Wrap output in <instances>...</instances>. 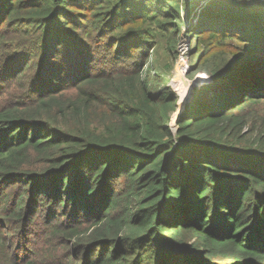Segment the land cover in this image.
<instances>
[{
	"label": "trees",
	"instance_id": "trees-1",
	"mask_svg": "<svg viewBox=\"0 0 264 264\" xmlns=\"http://www.w3.org/2000/svg\"><path fill=\"white\" fill-rule=\"evenodd\" d=\"M199 1L0 0V264H264V3Z\"/></svg>",
	"mask_w": 264,
	"mask_h": 264
},
{
	"label": "rangeland",
	"instance_id": "rangeland-1",
	"mask_svg": "<svg viewBox=\"0 0 264 264\" xmlns=\"http://www.w3.org/2000/svg\"><path fill=\"white\" fill-rule=\"evenodd\" d=\"M256 2L262 3L261 1H255V2L251 3V5H254V3H256ZM190 42H191L190 40L183 39L179 43L178 51H177L178 54H179V58H178L175 70L173 72V78H172V88L176 92V95H177V97L179 99L178 103H180L181 106L185 105V104L187 105L188 101L190 100V98H189L190 94H192L195 89H199L202 86H204L206 84V82L208 81L206 79L207 81L205 80V84H201L200 85L201 81L199 80V75H201V74L195 75V77L193 79L190 78L191 77L190 74H192L190 72L191 68H190V65H189V58H188V47H189V43ZM180 65H182L183 68H181ZM175 74H177V77H176L177 78L176 79L177 84L179 82L182 83L179 92H177L175 90L174 86H173L174 83H175V81L173 82V80L175 78ZM173 120H175V118ZM173 128H174V126H171V129H173Z\"/></svg>",
	"mask_w": 264,
	"mask_h": 264
},
{
	"label": "water",
	"instance_id": "water-1",
	"mask_svg": "<svg viewBox=\"0 0 264 264\" xmlns=\"http://www.w3.org/2000/svg\"><path fill=\"white\" fill-rule=\"evenodd\" d=\"M176 77H177V74H175V78H174L173 82L177 79ZM191 95H192V94H190L189 98H191ZM188 102H189V101H188ZM178 105H179V109H178L177 113L173 116V119L175 118V120H173V119L171 120L170 127H171V126H174V128H176V122H177V120H178L179 114H180V112L183 110V108H184V106H185L186 104L181 106L180 103H178ZM180 108H181V109H180ZM173 121H174V122H173ZM174 128L172 129L173 131L175 130Z\"/></svg>",
	"mask_w": 264,
	"mask_h": 264
},
{
	"label": "built area",
	"instance_id": "built-area-1",
	"mask_svg": "<svg viewBox=\"0 0 264 264\" xmlns=\"http://www.w3.org/2000/svg\"><path fill=\"white\" fill-rule=\"evenodd\" d=\"M226 1H233V0H226ZM249 4L255 2V1H261L262 3H264V0H246Z\"/></svg>",
	"mask_w": 264,
	"mask_h": 264
},
{
	"label": "crops",
	"instance_id": "crops-1",
	"mask_svg": "<svg viewBox=\"0 0 264 264\" xmlns=\"http://www.w3.org/2000/svg\"><path fill=\"white\" fill-rule=\"evenodd\" d=\"M202 0H200L199 2L201 3Z\"/></svg>",
	"mask_w": 264,
	"mask_h": 264
}]
</instances>
